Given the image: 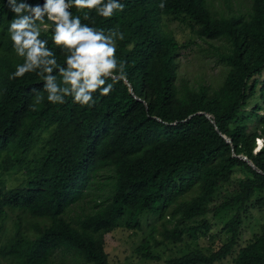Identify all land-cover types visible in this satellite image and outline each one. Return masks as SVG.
<instances>
[{
    "label": "trees",
    "instance_id": "obj_1",
    "mask_svg": "<svg viewBox=\"0 0 264 264\" xmlns=\"http://www.w3.org/2000/svg\"><path fill=\"white\" fill-rule=\"evenodd\" d=\"M120 2L124 10L110 18L95 9L71 8L82 23L105 34L110 29L124 34L116 41V57L125 62V76L117 71L109 77L111 91L94 93L96 104L89 107L71 96L64 104L48 102L44 80L36 72L9 79L24 60L8 33L15 14L7 0H0V220L7 208L49 219L33 235L17 220L0 244V257L11 264H47L56 250L66 248L75 250L82 263L112 264L104 234L127 210L130 226L138 225L144 210L161 222V238L151 232L138 246L144 256L153 257L145 250L150 238L155 244L198 238L209 232L208 211L234 208L224 225L227 241L209 252L197 247L171 256L166 264H213L229 254H234V264H264V222L260 232L238 244L243 214L254 204L264 206V113L259 111L264 105V0H250L243 12L228 14L207 0H164V8L161 0ZM180 14L191 19L190 28L204 40L222 41L209 43L220 49L218 59L226 66L219 85H195L180 74L181 44L162 22L165 15ZM41 27V39L48 40L63 65L66 53L51 39L54 24L46 20ZM38 94L44 96L39 103ZM251 98L255 100L245 110ZM252 116L255 123L249 128ZM42 130L47 132L42 154L28 163L22 182L6 188L2 171L22 166ZM100 167L112 175L110 193L74 225L65 213ZM234 167L246 175L236 181L234 193L209 207Z\"/></svg>",
    "mask_w": 264,
    "mask_h": 264
},
{
    "label": "rangeland",
    "instance_id": "obj_2",
    "mask_svg": "<svg viewBox=\"0 0 264 264\" xmlns=\"http://www.w3.org/2000/svg\"><path fill=\"white\" fill-rule=\"evenodd\" d=\"M207 1L213 9L215 8L225 14L232 11L236 13L243 12L248 8L250 2V0ZM162 22L165 28L173 32L181 44L179 71L183 78L190 79L195 85L199 83H209L213 87L219 85L225 75L226 66L218 59L220 49H216L212 45L210 47L209 43L219 45L222 41L220 39L204 40L198 36L190 28L191 19L185 15L183 17L181 14L165 15ZM254 100V98H251L244 109H249ZM259 111L264 113V105ZM248 123L249 128L254 126V116L248 119ZM46 135L47 132L44 130L36 135L30 150L24 157L22 166L2 171L1 178L6 188L13 187L24 180V172L28 163H32L39 158L44 150ZM245 175L246 172L242 168L234 167L231 178L218 187L213 200L208 203V206H215L234 193L236 181ZM111 181L110 170L105 167L98 168L94 172L93 178L87 182L82 197L68 207L65 217L72 224L78 226L79 218L85 213L93 211L97 207V203L106 194L110 193ZM260 194L264 195V191ZM254 198L255 196L252 199L253 202ZM234 211V208L224 209L217 214L208 211L205 217L210 226L209 232L198 238L185 236L184 240L175 242L163 239L159 244H155V241L150 238L149 246L145 250H149L154 256L147 257L139 251L138 246L151 232L154 234L155 239L161 238L159 233L162 230L161 222L158 221L156 214L144 210L138 217V225L130 226L127 224L129 214V210H127L126 214L118 220L116 226L104 234V249L108 254V260L112 264H166L167 258L197 247L209 252L213 246L216 247L227 241L229 233L224 231V225ZM242 218L238 237L239 245L245 244L255 233L261 231V224L264 222V206L262 208L256 204L250 206ZM17 220L21 222V229L29 235L36 233V226L41 227L43 224L49 223V219L46 217L32 216L20 208H7L6 217L0 220V244L4 243L14 231ZM167 224L171 226L173 223L169 222ZM233 256L234 254H229L213 264H234ZM80 257L75 250L60 248L52 254L47 264H93L91 262L82 263ZM9 261L0 257V264H11V261Z\"/></svg>",
    "mask_w": 264,
    "mask_h": 264
},
{
    "label": "clouds",
    "instance_id": "obj_3",
    "mask_svg": "<svg viewBox=\"0 0 264 264\" xmlns=\"http://www.w3.org/2000/svg\"><path fill=\"white\" fill-rule=\"evenodd\" d=\"M95 9L97 15L110 18L117 10L123 11L120 0H44L43 4H30L27 0H7V7L14 13L8 33L22 64L9 75V79L22 78L26 73L36 72L44 80L47 101L64 104L66 97L75 103L92 107L96 104L93 94L97 91L107 95L112 89L106 80L119 72L125 76V62L116 57V41L124 34L82 23L80 16H73L71 8ZM164 8V0L159 4ZM84 19L88 20L86 12ZM54 24L52 42L65 53V63L58 62L55 53L47 46L48 40L41 39L45 21ZM59 74V82L57 75ZM44 100L38 94L37 103Z\"/></svg>",
    "mask_w": 264,
    "mask_h": 264
},
{
    "label": "water",
    "instance_id": "obj_4",
    "mask_svg": "<svg viewBox=\"0 0 264 264\" xmlns=\"http://www.w3.org/2000/svg\"><path fill=\"white\" fill-rule=\"evenodd\" d=\"M130 89H131V91H132V88H131V87H130ZM207 115L210 116L208 113H207ZM222 135L225 137V139H226L227 141H230V138H229V137L225 136L224 134H222ZM244 157H245V156H244ZM245 159H247V158L245 157ZM248 162H249L250 164L253 165V163L251 162V160L248 159Z\"/></svg>",
    "mask_w": 264,
    "mask_h": 264
}]
</instances>
